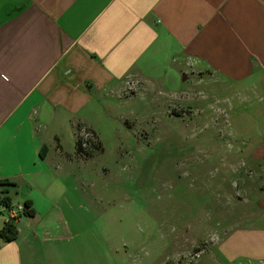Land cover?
<instances>
[{
  "label": "crops",
  "instance_id": "crops-1",
  "mask_svg": "<svg viewBox=\"0 0 264 264\" xmlns=\"http://www.w3.org/2000/svg\"><path fill=\"white\" fill-rule=\"evenodd\" d=\"M206 74L264 101V0H0V181L15 184L11 208L31 201L36 213L21 214L16 240L0 237V264L93 262L89 217L65 183L66 165L84 161L79 127L99 137L129 81ZM257 148L252 164L264 138ZM250 209L218 240L217 264L264 261V193Z\"/></svg>",
  "mask_w": 264,
  "mask_h": 264
},
{
  "label": "rangeland",
  "instance_id": "rangeland-1",
  "mask_svg": "<svg viewBox=\"0 0 264 264\" xmlns=\"http://www.w3.org/2000/svg\"><path fill=\"white\" fill-rule=\"evenodd\" d=\"M192 77L129 81L126 98H108L103 153L66 165L91 223L89 264H217L218 240L264 193V161L251 162L264 138L261 96Z\"/></svg>",
  "mask_w": 264,
  "mask_h": 264
},
{
  "label": "trees",
  "instance_id": "trees-1",
  "mask_svg": "<svg viewBox=\"0 0 264 264\" xmlns=\"http://www.w3.org/2000/svg\"><path fill=\"white\" fill-rule=\"evenodd\" d=\"M84 127H79L76 137V148H75V156L81 160L92 159L95 155L99 153H103L104 149L102 143L96 134L91 129L86 128L89 132L92 133L93 139L84 141L81 136L82 130ZM86 144V145H85ZM43 151H47V148L44 147ZM14 187L15 184L10 182L9 180L0 181V207L5 209H10L12 207V202L9 197H7V188ZM23 216L26 217H34L35 210L32 207L31 201H28L24 205ZM19 236V230L14 222H6L2 230L0 231V237L5 243L12 242L16 240Z\"/></svg>",
  "mask_w": 264,
  "mask_h": 264
},
{
  "label": "built area",
  "instance_id": "built-area-1",
  "mask_svg": "<svg viewBox=\"0 0 264 264\" xmlns=\"http://www.w3.org/2000/svg\"><path fill=\"white\" fill-rule=\"evenodd\" d=\"M81 136L84 139V141H88V140H92L93 139L92 133L89 132L86 128H84L82 130ZM23 211H24V206H19L17 208L9 209V216H8L7 222L16 223L19 220V217L21 216ZM262 264H264V261L262 262Z\"/></svg>",
  "mask_w": 264,
  "mask_h": 264
},
{
  "label": "water",
  "instance_id": "water-1",
  "mask_svg": "<svg viewBox=\"0 0 264 264\" xmlns=\"http://www.w3.org/2000/svg\"><path fill=\"white\" fill-rule=\"evenodd\" d=\"M186 80H187V75H184L183 81H186Z\"/></svg>",
  "mask_w": 264,
  "mask_h": 264
}]
</instances>
